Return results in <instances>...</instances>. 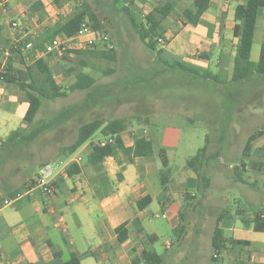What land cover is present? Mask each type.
<instances>
[{"label": "rangeland", "instance_id": "1", "mask_svg": "<svg viewBox=\"0 0 264 264\" xmlns=\"http://www.w3.org/2000/svg\"><path fill=\"white\" fill-rule=\"evenodd\" d=\"M119 1L115 5L112 0H74L71 4L67 2L61 4L60 9L66 7V10L59 11L61 13L59 20L67 18L66 16L71 12L82 10L83 6H88L97 15L103 27L100 31L109 38V44L114 47L117 60L109 62L89 56L81 60L75 52L93 50H76L72 45L67 54L54 53L45 56L56 83L63 89H67L75 82L76 71L89 74L95 79V84L89 90L68 93L62 99L44 101L34 124L38 125L54 117L63 108L83 105L89 95L88 107L75 112L61 126L44 132L25 147L0 153V164L6 163L8 172L18 168L22 174L18 173L15 180L19 182L26 175L33 174V178H27L26 185L34 180L41 165L55 164L58 168H62L69 158L73 160L81 158L79 163L84 174L94 176L95 173L86 163L88 143L68 157L59 153L61 147L74 143L78 127L94 119H101L104 122L124 119L127 129L122 137L128 139L127 137H132L135 133L134 130L144 124L143 118L149 116L151 121L153 118L156 124L159 122V125L151 126L152 131L156 132V139L159 137L157 132H162L168 125L177 126L181 130L177 143L166 149L168 168L162 166L158 144L154 145V155L160 171L153 173L151 180L154 189L158 190L162 187L161 178L163 176H170L172 179L178 176L182 178L186 174L194 176L192 171L186 167V161L206 144L205 140L208 136L209 153L222 149L221 157L207 170L211 177L209 189L197 193V178L194 176L196 178L194 190L188 188V193L196 197L185 200L184 189H178L179 181L169 183L168 192L176 195V199L168 196V201L171 200L174 204V214H170L172 223L166 220L165 214L163 215L156 201L149 204L140 218L144 233L132 228L129 233V242L123 247L119 245L118 254L115 256L109 247L110 237L115 239V234L109 232L106 238L107 243L103 247L102 260L98 261L96 256V264H132L134 259L141 257L144 250L155 251L159 254L162 257V264H210V237L218 213L224 208L229 209L232 214L237 209H245L246 218H248V215L258 208L250 206L254 202L255 192L258 191L257 193L261 194L264 199V149L255 154L251 150L249 159L244 160L246 163L244 162L243 175L250 185L236 183L234 181L236 174L233 171L235 167H241V154L247 137L259 129L264 130V79L252 78L242 83L241 86L231 88L230 85L218 87L211 83L213 87L210 85L208 88L212 92H208L196 86L189 77L179 72L164 70V66L157 61V54L149 52L139 42L131 29L128 16L120 12V8L125 7L124 0ZM49 2L53 6L60 3L56 0ZM132 9L131 7L130 10ZM67 13L69 14L66 15ZM130 14L141 20L138 14L131 12ZM63 15L66 16L63 17ZM6 18L8 23L5 25L6 30L2 32L0 40V59L2 50L7 48L6 42L16 41L17 43L22 40L19 39L22 35L20 31L13 30L11 26L17 21H12L8 16ZM262 24L263 16L260 14L250 56V60L254 63L258 61L261 46L264 44ZM40 35V31H37V36L27 35L26 37L34 41ZM162 45L164 42L159 43L158 48ZM33 46L34 43H31L28 49L31 50ZM104 47L107 48V45L99 44L94 48L108 51V48ZM43 48L32 49L27 61L29 63L36 61ZM217 56L218 51L215 50L210 56L211 60L217 61ZM81 61L87 63L88 67H82ZM225 61L220 66L221 68H218L216 64H211V69L219 73L225 81H229L232 68L228 61ZM69 69L74 71L66 73ZM108 70L113 72L107 74ZM101 138L103 137L97 133L90 142L93 143ZM180 190L181 193L178 194ZM262 208H264V203ZM138 214L136 209V215ZM156 215L158 217H155ZM180 227H183V232L177 241L172 230ZM74 230L77 234L76 238L80 239L83 231L76 230L75 227ZM153 234L156 235L157 240L151 243L149 236ZM57 246L62 251V261H67L69 254L66 246L62 243ZM93 247L94 243L92 249ZM94 262L95 259L90 258L84 261V264H95Z\"/></svg>", "mask_w": 264, "mask_h": 264}, {"label": "crops", "instance_id": "2", "mask_svg": "<svg viewBox=\"0 0 264 264\" xmlns=\"http://www.w3.org/2000/svg\"><path fill=\"white\" fill-rule=\"evenodd\" d=\"M49 1L7 0L6 7L0 8V40L2 32L6 30L7 16L12 21H17L19 28L12 27V29L20 31L22 35L19 39L27 35L37 36V31L42 34L47 28L54 26L60 21L58 19L60 15L56 17L57 12L66 10V7L62 9L60 7L67 0H60L56 6L50 5ZM162 1L164 0H124L126 4L124 6L131 13H136L143 18ZM169 1L172 11L162 22L164 45L161 48L172 58L202 69L209 68L214 74L219 73L211 69V64H216L218 68H221L225 60L228 61L233 71V60L238 44V39L234 37V27L239 24L234 19V9L238 5L245 4L247 0H210L209 8L202 14L199 23L195 26L184 23L182 17L183 11L190 9L194 0ZM131 7L132 10H130ZM260 14L264 22V9L259 10L258 17ZM215 50L218 51L217 61L211 60L210 57ZM27 108L28 104L16 88L2 85L0 144L11 132L24 127L23 118ZM142 121L144 124L134 130L132 137H127L128 139L122 137L124 145L131 147L135 139L143 137L152 143L153 151L154 145L158 144L159 154L161 150H164L167 158L166 149L177 143L181 134L180 128L168 125L162 132H157L159 137L156 139V132L152 131L151 126L159 125V122L156 124L155 120L152 118L151 121L149 116L144 117ZM263 138L264 136L254 143L253 154L263 151ZM0 153H2L1 150ZM155 157L153 154L152 158H132L128 161L126 157L118 153L116 158H106L103 168L113 191L104 197H101L100 190L99 193L96 192L99 188V185L94 183L96 175L84 174L79 162L77 164L81 168L80 174L71 178L67 177L65 168L75 161L69 158L62 168H58L60 172L55 181L58 179L61 182L56 184L55 195L47 196L36 191L23 197L16 204L0 208V264H61L63 261L62 251L57 246L59 243L66 246L69 255L76 252L81 259V264L90 258H94L96 264V256L98 261L102 260L103 247L107 243L106 238L109 232L114 233L117 226L126 222L128 240L119 244L116 235V242L111 237L109 240L111 253L116 256L119 245L123 247L129 242V233L132 228H135L137 232L140 230L143 232L140 218L146 208L139 210L137 201L145 196L151 198V203L156 201L163 215L165 214L166 220L172 223L170 214H174V204L171 200L168 201V196L176 199V195L168 192L167 185L179 181L178 189H184L185 194L188 188L194 190L195 174L192 172L194 176L186 174L182 178L178 176L175 179L170 176L162 177L161 189H154L151 177L153 173L160 171ZM168 166L167 158L166 168ZM18 173H21L18 168L8 172L6 163L0 164V202L23 185L25 186L27 178L33 175H26L19 182L15 180ZM119 173L122 176L120 181L117 180ZM257 192L250 206L258 207L255 212L261 211L264 219V208H262L264 199ZM136 209L138 215H136ZM255 212L248 215L249 221L253 219ZM252 224L244 227L240 219L233 216L220 222L219 227L223 230L224 236L240 243L228 246V249L217 257L218 264H264V232L254 231ZM74 227L76 230L83 231L80 239L76 238ZM152 236L157 238L154 234ZM54 253L60 255L59 259L54 258Z\"/></svg>", "mask_w": 264, "mask_h": 264}, {"label": "trees", "instance_id": "3", "mask_svg": "<svg viewBox=\"0 0 264 264\" xmlns=\"http://www.w3.org/2000/svg\"><path fill=\"white\" fill-rule=\"evenodd\" d=\"M119 2V0H112L113 5L118 4ZM209 5L210 0H194L192 7L184 10L182 13L184 23L192 26L197 25L202 14L209 8ZM82 8V10L72 12L67 18L60 20L54 26L47 28L39 36V38L34 41H32L29 37H25L17 43L6 42L7 48L3 50H9L10 55L5 62V68L2 73L3 84L16 88L20 92L23 100L28 104V108L23 118L25 126L11 132L7 139L0 144V150L2 152H9L10 150L16 148L25 147L35 141L44 132L61 126L75 112L88 107L87 100L89 95L83 105L63 108L54 117L35 125V118L40 112L44 101L62 99L65 98L68 93L89 90L94 86L95 79L82 71H76L75 82L67 89H63L56 83L49 63L46 59H37L32 63L27 61L30 53H32V49H42L45 43H48L55 37L71 38L80 30L83 24L96 31L102 30L103 27L98 20L97 15L91 11L88 6H83ZM260 9H264V0H247L245 4L238 5L234 9V19L239 23L234 27V37L238 39V44L236 46V54L233 60V71L229 81H225L219 74H214L209 68L202 69L186 64L177 58L170 57L169 54H167L162 48H158V40L164 39L162 22L172 11V5L169 0H164L159 3L150 13L141 18V20L134 18L132 14H130L127 7H121L120 12L122 11L126 16H128L131 29L146 50L157 54V61L164 66V70L179 72L181 75L189 77L196 86L200 87V89L212 92L211 89L208 88L211 83L218 87L230 85L231 88L232 86H241L242 83L252 80V78L264 79V44L261 46L258 61L254 63L250 60L256 31L257 17ZM31 43H34V46L31 50H29L28 47ZM95 49L96 48H93L91 49L93 51L88 50L85 52L77 51L75 52V55L79 56L80 59L89 56L92 58H100L109 62H115L117 60L114 48L108 51ZM80 64L84 68L88 67V64L84 61H81ZM72 71L74 70L69 69L66 73H71ZM112 72V70H108L107 74H111ZM213 92L218 94V92ZM189 121L192 122L191 119H189ZM126 129L127 124L124 119L110 120L106 122L101 119H94L81 124L77 129V136L74 143L66 147H61L59 150V153L68 157L73 155L78 149L88 143V149L85 155L87 160L86 163L96 175L94 183L99 185L96 192L99 193L100 190L102 194L101 197L107 196L113 191L110 182L106 178L103 168V162L106 158H116L118 153L125 156L128 161H131L132 158L148 159L153 157V145L148 139L138 137L134 140L133 146L126 147L124 145L122 134L126 131ZM97 133H99L103 138L114 137V143L104 147L94 145L90 142V140ZM263 136L264 130L259 129L247 137L241 154V167H235L233 170L236 174L234 179L236 183L250 185L243 175L245 172L244 160L249 159L254 143H256ZM205 141L206 144L202 148L198 149L193 157L186 161V167L191 170L197 178V193H200L199 191L201 190L205 192L209 189L211 177L209 176L207 170L212 163L218 161L222 154L221 148L209 153L208 136H206ZM221 142L222 141L220 140V143ZM159 158L162 166L166 168L167 158L164 150L160 151ZM80 172L81 168L75 162L70 163L65 168V174L68 178L76 176L80 174ZM163 177L166 178L165 176ZM121 179L122 176L119 173L117 180L120 181ZM58 182H61V180L58 181L57 179V181H54L53 185L56 186ZM24 190L25 186L23 185L9 196L14 197L16 194L22 193ZM194 196L195 195H190L188 192H185L184 199L190 200L192 197L194 198ZM150 203L151 198L149 196H145L137 201V208L139 210H143ZM261 215L262 212L257 211L255 212L253 219L249 221L246 218L245 209H237L234 214H231L229 209H222L215 218L211 234L210 264H218L217 257L220 256L224 250L228 249V246L238 245L240 243L224 236L223 230L219 227L221 221L232 216L237 217L240 219L244 227H249L250 223H253L252 227L254 231L264 232V219ZM126 226L127 223L125 222L114 229V233L119 244H123L128 240V231ZM172 232L176 236L177 241H179L183 232V227L173 229ZM149 240L151 243L156 242V238L152 235L149 236ZM53 255L56 259H59L60 257L57 253H54ZM61 264H81V259L76 252H72L69 255V259ZM132 264H162V257L155 251L144 250L141 257L134 259Z\"/></svg>", "mask_w": 264, "mask_h": 264}, {"label": "built area", "instance_id": "4", "mask_svg": "<svg viewBox=\"0 0 264 264\" xmlns=\"http://www.w3.org/2000/svg\"><path fill=\"white\" fill-rule=\"evenodd\" d=\"M74 0H67V3L71 4ZM7 0H0V8H5ZM61 15L58 11L56 16ZM13 28L18 29L19 26L17 23H12ZM159 43H162L163 40L159 39ZM102 44L107 45L108 50L113 49L114 47L109 44V38L103 34L101 31H96L91 29L89 26L83 24L80 30L71 38L65 37H55L44 45L43 51L38 54V59H45L47 55L57 53L58 55L67 54V51L73 46V49L76 50H86L93 49L95 46ZM105 48V47H104ZM105 48V49H107ZM9 50H2V56L0 61V95L3 85L2 73L5 68V62L9 57ZM114 143V137L101 138L93 142L94 145L99 147H104ZM80 158L75 160V163H78ZM60 170L55 164H45L38 168L34 180L30 184L25 186V190L22 193L16 194L14 197H6L0 202V208L5 206H11L17 201L21 200L23 197L32 194L33 192H39L43 195L53 196L56 192V186L53 185L56 180L57 175ZM155 217H158L156 215Z\"/></svg>", "mask_w": 264, "mask_h": 264}]
</instances>
